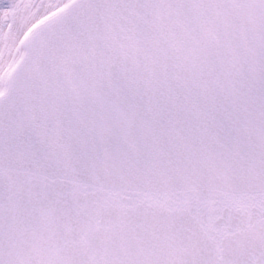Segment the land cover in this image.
Returning <instances> with one entry per match:
<instances>
[{"label":"snow or ice","instance_id":"snow-or-ice-1","mask_svg":"<svg viewBox=\"0 0 264 264\" xmlns=\"http://www.w3.org/2000/svg\"><path fill=\"white\" fill-rule=\"evenodd\" d=\"M0 264H264V0H0Z\"/></svg>","mask_w":264,"mask_h":264}]
</instances>
